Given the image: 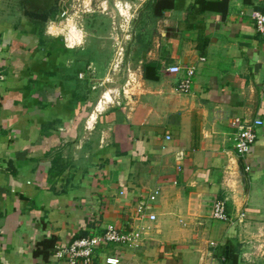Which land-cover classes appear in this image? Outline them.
Returning a JSON list of instances; mask_svg holds the SVG:
<instances>
[{
  "label": "crops",
  "instance_id": "1",
  "mask_svg": "<svg viewBox=\"0 0 264 264\" xmlns=\"http://www.w3.org/2000/svg\"><path fill=\"white\" fill-rule=\"evenodd\" d=\"M70 1L0 0V264H55L35 254L41 241L56 237L58 248L112 224L139 230L142 246L95 264H264V124L249 165L229 127L236 116L264 122V35L253 19L264 0H117L147 16L136 36L141 90L92 112L94 64L73 43L81 31L69 21L63 44L47 31L50 15H30L59 6L62 17ZM224 198L226 222L213 219Z\"/></svg>",
  "mask_w": 264,
  "mask_h": 264
},
{
  "label": "rangeland",
  "instance_id": "2",
  "mask_svg": "<svg viewBox=\"0 0 264 264\" xmlns=\"http://www.w3.org/2000/svg\"><path fill=\"white\" fill-rule=\"evenodd\" d=\"M63 9L64 16L59 18V6L51 9L49 15L53 23L47 24V31L63 44L67 43L71 29L69 21L81 31L80 41L73 42L81 44L77 60H82L84 65L86 62V68L94 64V71L90 72L91 87H87L90 90L86 92L90 94L86 97H91L88 112L94 111L106 94L112 97L110 103L138 95L141 83L137 69L142 56L138 52L136 36L146 31L147 16L140 19L136 15L137 6H121L117 0H71ZM141 10L147 11L145 7L139 8V12ZM138 31L141 33L137 34Z\"/></svg>",
  "mask_w": 264,
  "mask_h": 264
},
{
  "label": "built area",
  "instance_id": "3",
  "mask_svg": "<svg viewBox=\"0 0 264 264\" xmlns=\"http://www.w3.org/2000/svg\"><path fill=\"white\" fill-rule=\"evenodd\" d=\"M253 19L257 31L264 35V13H254ZM167 72L170 74H180L182 69L178 65H172L167 68ZM195 74V67L186 69V76L178 87L181 93L188 94L191 92ZM263 124L264 122L261 119L247 121L238 116L232 117L229 120V127L235 131V149L240 157L245 158L247 165H249V158L259 137L258 131ZM166 139L171 140L172 136L168 134ZM247 170H249V166H247ZM227 203L228 198L220 199L216 202L213 211V219L224 222L230 220ZM147 209L148 206L146 204L140 203L137 208V213L142 217L147 216L150 220L154 221L156 216L147 214ZM245 216L246 215L243 213L241 219L245 218ZM142 242V233L134 229L132 225L127 227V225L117 226L112 224L108 225L104 232L95 229L87 237L75 239L65 246H59L56 248L54 262L55 264H95L98 255L110 251L112 245L138 249L142 246ZM105 261L106 264L118 263L114 258H107Z\"/></svg>",
  "mask_w": 264,
  "mask_h": 264
},
{
  "label": "trees",
  "instance_id": "4",
  "mask_svg": "<svg viewBox=\"0 0 264 264\" xmlns=\"http://www.w3.org/2000/svg\"><path fill=\"white\" fill-rule=\"evenodd\" d=\"M160 3V2H158ZM158 3L155 6V14L157 16H160L162 13V9L163 8H167L166 6H163V8L158 6ZM169 8H172V4H170V6L168 5ZM164 9V10H165ZM51 11V10H50ZM49 12H45V13H30L31 17L33 18H38V19H42L43 21H47L48 20V16H49ZM56 243H57V238L56 237H51V238H47L44 239L43 241H41L36 248V252L35 254L37 256L42 255L46 260L54 257L55 256V252H56ZM231 252V251H230ZM229 252L228 255H226V253H224V257L227 259L231 258V253Z\"/></svg>",
  "mask_w": 264,
  "mask_h": 264
},
{
  "label": "bare ground",
  "instance_id": "5",
  "mask_svg": "<svg viewBox=\"0 0 264 264\" xmlns=\"http://www.w3.org/2000/svg\"><path fill=\"white\" fill-rule=\"evenodd\" d=\"M106 100H109L110 99V94H106V96L104 97ZM100 107H102V102L100 104Z\"/></svg>",
  "mask_w": 264,
  "mask_h": 264
}]
</instances>
